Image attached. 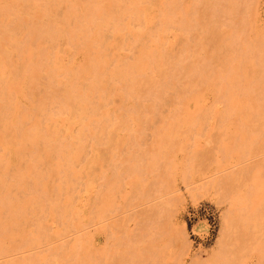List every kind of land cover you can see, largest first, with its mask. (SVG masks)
<instances>
[{"label":"rangeland","instance_id":"rangeland-1","mask_svg":"<svg viewBox=\"0 0 264 264\" xmlns=\"http://www.w3.org/2000/svg\"><path fill=\"white\" fill-rule=\"evenodd\" d=\"M73 1L0 0V50L1 48L2 50L4 49L2 56H0V66L1 68L5 66V69L3 68L0 71V91L3 88L0 92V107H8L7 110L5 109L7 114L0 108V122L2 123H0V156L2 155L1 157L3 158L5 154L7 155V157L4 156L3 160L0 159V173H2L0 174V186L1 188L3 187L2 189L0 188V209L4 207V211L2 209L0 210V220H2L0 223L4 224H2L3 226L0 224L2 226L0 227V264H59V262L61 264H64V262L71 264L72 261V264H214V254L220 249H225V247L233 252L229 250L231 254L228 252L227 262L220 261L218 264H264V219H262L264 215L259 216L262 211L264 212V209H261L262 201L264 200V166L261 165L262 168L257 166L264 159L263 151L257 150L260 148L259 143L262 144V141L264 143L263 138L260 142V136H264L263 130L260 131V129L264 125L258 122L257 117L259 118L260 112L256 111L259 109L257 108L259 104L264 103V97L262 98L260 90L261 87H264L262 83L264 82L262 81L264 79V0H145L146 2L144 0H135L136 2L134 0H131V2H129L130 0H97L99 3L96 0H78V4L77 0L75 2ZM114 2H118V4L115 5ZM126 2H129L128 5ZM140 2L142 4L144 2V4L142 5ZM75 3L76 7H74ZM145 3H149L150 5H146ZM124 4L127 6L125 7ZM111 5H115V7ZM108 6L110 10H107ZM122 6L124 10H122ZM96 7L99 10L101 9V12ZM111 7L112 9L115 8L113 10L116 11L111 10ZM71 8L74 9L71 10ZM81 9L82 11L84 9L83 14H81ZM88 9L94 13L92 14ZM117 9L121 12L119 13ZM72 11L73 13L75 12V15L80 16L79 11L81 19L78 17L75 18ZM135 11L137 12L135 13ZM69 12L71 13V17ZM96 12L97 14H95ZM42 13H45L44 16ZM117 13L122 16H119ZM104 15L108 18L106 19ZM36 16H38V19ZM109 16L111 17L109 18ZM65 17L67 20H64ZM69 17L70 19H68ZM102 17L104 18L102 19ZM140 18L143 19L141 20ZM79 19L80 21H78ZM41 20L42 23L40 24L42 25H37ZM90 20H93L92 22L94 24ZM94 20L98 21V24H95L96 22ZM111 20L112 22H110ZM82 21L83 23H79ZM70 23H74L76 28L74 27L75 25ZM43 24L46 26L44 27ZM66 24L69 26L67 27ZM77 24L81 25L77 26ZM31 25H33L32 28ZM63 26L64 29L68 28V31H63ZM80 27L83 29L82 32L81 30L79 31ZM54 28L55 31L58 30L57 33L60 32L59 35L56 32L53 33ZM113 28H116L118 32ZM48 29H53V32ZM72 30L77 31L73 32ZM46 31L50 34L48 35ZM212 31L214 35H211ZM7 32L9 33L7 34ZM66 32H70L67 41L64 38L65 36L67 38L68 33ZM83 32L84 39H81ZM95 32L97 34L99 33V35ZM43 33L46 34L47 39L46 37L44 38L45 35ZM63 33H66V35L64 36ZM76 33L77 36L81 37H78L79 42L78 40H73L76 38ZM102 34L104 35L102 36ZM6 35H9L11 40L9 37L6 39ZM55 35L58 37L56 38ZM90 35L93 40L89 39ZM28 37L30 39H27ZM93 37L98 39H96L97 42H95L96 40ZM63 38L65 39V44L63 43ZM26 41L27 43H25ZM60 41H63L62 44ZM99 42L101 44L100 46L95 44H99ZM70 43H73L75 46ZM111 44H113V47H111ZM9 45H11V48ZM222 45H225V48ZM151 46L154 47L151 48ZM29 48L32 54L29 53L28 55L27 53L30 52L28 50ZM183 48L186 50L184 51ZM102 49L106 50L102 51ZM222 49L223 51L221 52ZM249 49H253L252 52ZM24 50L25 52H22ZM36 50L41 54L39 55ZM1 51L0 54L2 53ZM57 52L60 53L58 54ZM145 52H148V58L151 57L150 61L146 58ZM141 53L145 55L143 56ZM149 53L151 56H149ZM46 54L48 55L45 56ZM31 55L34 57L32 58ZM137 57H139V60ZM140 57L143 59L141 58V60ZM153 57L154 59H152ZM22 58L24 61L21 62ZM34 58L37 62H35L36 64L34 63ZM102 58L106 60L104 61ZM218 58H221V63ZM226 58L228 62H226ZM133 59L142 64L137 69V71L140 69V73L136 69L134 70L137 73H134V70L131 67V69L129 68L128 64L130 61L135 62ZM92 60L94 62H91ZM132 61L131 63H133ZM145 61H149V65ZM210 62H213V65ZM222 62H224V65H222ZM10 63L12 65L11 67H13V72L11 71ZM26 63V67H28L23 68ZM19 64L20 67H18ZM135 64L136 62L133 63V65ZM155 64L156 67H154ZM35 65L37 67H35L36 69L33 68ZM111 65L114 66L111 67ZM125 65L127 71L124 68L123 70L124 72H128V75L122 72V67H125ZM138 66L139 64L136 67ZM31 67L32 73L29 72ZM47 67L48 70L52 68V71L50 70L48 73ZM57 67L60 68L58 69ZM78 67L80 71H76V69H79ZM109 67L111 69L107 70ZM132 67L135 68L134 66ZM8 69H10L12 74L15 72V69L17 72H15V75H11L10 72L7 75ZM26 69L27 71L29 70V73L25 72ZM116 69L118 73H116ZM120 69L122 73L119 71ZM207 69H210L211 72ZM61 70L62 72H60ZM111 70H113V75L111 74ZM143 71H145V74L148 73L147 76L151 74V77L148 76V78L152 79H148ZM20 72L23 73L21 74ZM224 73H227L229 77ZM256 73L260 75L257 76ZM3 74L5 76L4 78L1 76ZM63 74L66 75L65 78H63ZM216 75L219 76L217 77ZM221 75L224 78L226 76V78L223 79ZM6 76L9 78L7 79ZM15 76L19 77L16 78ZM11 77L14 80L15 78L17 80L19 79V83H16L17 80L14 82ZM88 77L89 79H87ZM255 77L259 78L256 79ZM10 79L12 83H9ZM252 79H256V82ZM97 80H99V83ZM135 81L138 82L134 83ZM257 81L261 82L257 83ZM146 82L149 83L147 85H150L151 88L150 86L147 87ZM7 83L11 88L6 86ZM88 83H91L89 84L91 85L90 87H88ZM141 83L142 85L140 86ZM9 84L12 85L10 86ZM16 84L18 85L17 87ZM107 84L110 85L108 86ZM252 84L257 86L254 85V87ZM62 85L63 87H61ZM92 85H95L93 86L94 88ZM133 85L135 90L133 89ZM72 86L74 87L72 88ZM258 86L261 87L259 88ZM101 87L104 88L102 89ZM113 87L115 88L113 89ZM69 88L73 90V93L70 92L71 90ZM142 88L144 89L141 90ZM79 89H81V92H79ZM120 90L121 92H119ZM8 91L9 93L11 92L10 95H8L9 93L7 94ZM65 91H69L73 96L67 99L64 95ZM262 91L264 92V90ZM253 94L256 98L253 97ZM7 96L8 99L6 100ZM61 96H65V98ZM219 96H222L221 99ZM9 98H11V101L13 100V103L10 101L9 103L11 104L8 103ZM61 98L62 100H60ZM72 98L75 100L73 101ZM94 99L95 103L92 102ZM63 101H66L64 102V106ZM4 103L5 106L3 105ZM42 106L43 108L45 106V108L43 109ZM58 106L60 109H58ZM65 106L69 113H67ZM79 106L83 109L81 107L78 108ZM90 106L93 107L90 108ZM9 107L13 110L11 113ZM237 107L239 108L237 109ZM72 108L73 110H71ZM80 109H82V114L78 111L81 114L78 116L79 113L76 111ZM57 110L59 111L57 112ZM101 111L102 113H100ZM240 111L241 113H239ZM29 112L31 113L30 115H28ZM233 112H236L235 115ZM257 112L258 114H256ZM248 113L250 115L253 113V116L251 115L250 117ZM15 114L18 115L16 116ZM45 114L47 115L45 116ZM220 114L221 117L219 118ZM66 115L68 116L66 117ZM180 116L187 117V122H180L182 118ZM54 117L55 120H53ZM59 117L63 118V120H60ZM91 117L94 118L93 121ZM81 118L83 122H81ZM98 118L99 121H97ZM4 120L5 122H9L4 124ZM174 120L176 123L174 122L173 124ZM38 127L39 129H37ZM173 128H175L174 132ZM55 129L58 130L59 134ZM93 131H97L98 133ZM54 132L57 133L55 134ZM31 138L34 140L32 141ZM16 140L17 142H15ZM246 144L249 146V149ZM245 146L248 152L249 150L251 152L253 151L254 156L251 155L250 157L249 153V156H246L245 154L247 153H243L246 149ZM261 146L263 148V145ZM242 154L246 157L244 155L242 157ZM89 159L91 161H88ZM110 161L113 162L112 165ZM256 161H258L256 163L257 165H255ZM229 175L234 176L233 179L228 180L231 183L229 186L231 187L233 185V188L237 186L234 189V195L236 192H239L238 194L240 196L244 195L242 197L238 195L239 197H237L236 194L234 196L235 199L233 198L234 200H238L236 197L243 200L245 193L246 195L249 193L250 204L248 207L253 211L254 216L252 220H254L255 224L252 226L251 224L253 223L251 222V228L249 224H247L249 228L246 225V227L242 226L238 228L240 224L242 225V222L239 223L237 220L239 225H236L238 226L236 227L234 220L233 225L238 230L235 227L233 228L235 229L234 232L230 231L232 228H229L228 231L223 230L222 215L227 207L224 198L226 199L229 195H225V190L223 191L222 188L223 185H220L223 182L220 183V181ZM112 177L114 180H112ZM215 177H220L216 179L218 180L219 187L215 186L217 185L213 181ZM109 178L112 181L108 180ZM136 179L137 181L134 183ZM234 179L236 181H233ZM224 186L227 188L228 185L225 184ZM233 188L230 189L232 190ZM230 189L227 188L226 191L228 190V193H230ZM5 192L7 193L5 194ZM230 196L233 197V191ZM227 199L229 200L230 198L227 197ZM245 199L242 201L243 204ZM105 201H108L109 205L106 206L105 213L103 214L102 211L101 214L99 211L103 209V203ZM235 203L238 205L235 204V207L232 206L233 209L241 207V204L240 207H237L240 201L239 203ZM97 204L99 205L98 209ZM100 206L102 207L100 208ZM93 208H96L95 210L98 213ZM241 208L237 210H241ZM9 209L10 211H8ZM237 213H240V211L236 212L234 217L238 215ZM242 213L241 211L240 215L243 216ZM18 217L20 219H17ZM182 238H184V241ZM224 243L228 244V246L223 245L222 248L221 246ZM54 246L57 248L55 249ZM52 248L53 250L51 252ZM229 255L234 256L232 262L229 260V258L232 259ZM117 257L118 259L116 260L115 258Z\"/></svg>","mask_w":264,"mask_h":264},{"label":"bare ground","instance_id":"bare-ground-1","mask_svg":"<svg viewBox=\"0 0 264 264\" xmlns=\"http://www.w3.org/2000/svg\"><path fill=\"white\" fill-rule=\"evenodd\" d=\"M45 1H46V0H45ZM96 1H97V0H96ZM96 1H95V2H96ZM105 1H108V0H105ZM111 1H112V0H111ZM115 1H116V0H115ZM128 1H129V0H128ZM134 1H135V0H134ZM144 1H145V0H144ZM160 1H162V0H160ZM168 1H169V0H168ZM168 1H167V2H168ZM170 1H171V0H170ZM174 1H175V0H174ZM228 1H229V0H228ZM233 1H234V0H233ZM73 2H75V0H74ZM79 2H80V1H79ZM86 2H87V1H86ZM89 2H90V1H89ZM97 2L99 3V1H97ZM123 2H124V1H123ZM129 2H131V0H130ZM129 2H128V3H129ZM135 2H136V1H135ZM145 2H146V1H145ZM214 2H215V1H214ZM241 2H242V1H241ZM64 3H65V2H64ZM71 3H72V1H71ZM71 3H70V4H71ZM80 3H81V2H80ZM91 3H92V2H91ZM93 3H94V1H93ZM114 3H115V2H114ZM121 3H122V2H121ZM128 3L126 2L127 5H128ZM140 3H141V2H140ZM140 3H139V5L142 4V3H141V4H140ZM154 3H155V2H154ZM168 3H169V2H168ZM171 3H175V2H171ZM202 3H203V2H202ZM205 3H206V2H205ZM226 3H227V2H226ZM226 3H225V4H226ZM233 3H234V2H233ZM41 4H42V3H41ZM77 4H78V0H77ZM96 4H97V3H96ZM100 4H101V3H100ZM111 4H112V2H111ZM116 4H118V2L115 3V5H116ZM126 4H124L125 7L127 6ZM130 4H131V3H130ZM137 4H138V3H137ZM143 4H144V2H143ZM143 4H142V5H143ZM145 4H146V3H145ZM148 4H149V3H148ZM148 4H146V5H148ZM158 4H161V3H158ZM163 4L165 5V3H163ZM166 4H167V3H166ZM206 4H207V3H206ZM230 4H231V3H230ZM58 5H59V4H58ZM102 5H103V4H102ZM105 5H106V4H105ZM112 5H113V4H112ZM112 5H111V6H112ZM115 5L112 6V7H115ZM120 5H121V4H120ZM132 5H133V2H132ZM149 5H150V4H149ZM154 5H156V4H154ZM239 5H240V4H239ZM60 6H61V5H60ZM67 6H68V4H67ZM84 6H85V5H84ZM93 6H94V4H93ZM109 6H110V5H109ZM109 6H108V9H107V10H110V9H109V8H110ZM118 6H119V5H118ZM118 6H116V7H118ZM130 6H131V5H130ZM134 6H135V3H134ZM137 6H138V5H137ZM159 6H160V5H159ZM171 6H173V5L171 4ZM174 6H175V4H174ZM61 7H63V6H61ZM74 7H76V3H75V5H74ZM82 7H83V6H82ZM100 7H101V6H100ZM112 7H111V10L115 9V8L112 9ZM128 7H129V6H128ZM132 7H133V6H132ZM132 7H131V8H132ZM148 7H151V6H148ZM157 7H158V6H157ZM203 7H204V6H203ZM224 7H225V6H224ZM67 8H68V7H67ZM87 8H88V7H87ZM120 8H121V7H120ZM123 8H124V7L122 6V10H124ZM133 8L136 10L135 7H133ZM137 8H138V7H137ZM170 8H171V7H170ZM173 8H178V7H173ZM216 8H217V6H216ZM56 9H57V8H56ZM72 9H74V8H71V10H72ZM79 9H80V8H79ZM79 9H77V10H79ZM93 9H94V8H93ZM96 9H98V8L96 7ZM103 9H104V8H103ZM141 9H143V8H141ZM141 9H139V10L141 11ZM145 9H146V7H145ZM165 9H166V8H165ZM37 10H38V8H37ZM57 10H58V9H57ZM68 10H70V9H68ZM71 10H70V11H71ZM88 10H89V9H88ZM104 10H105V9H104ZM128 10H129V9H128ZM205 10H206V9H205ZM231 10H232V9H231ZM239 10H240V9H239ZM32 11H33V10H32ZM83 11H84V9H83ZM83 11H82V9H81V12H82L81 14H83ZM89 11H90V10H89ZM89 11H88V12H89ZM98 11L101 12V9H100V10L98 9ZM113 11H116V10H113ZM117 11L119 12L118 9H117ZM132 11H133V9H132ZM140 11H139V12H140ZM142 11H143V10H142ZM147 11H148V10H147ZM161 11H162V9H161ZM67 12H68V11H67ZM85 12H86V10H85ZM85 12H84V13H85ZM90 12H91L92 14L94 13V12H92V11H90ZM90 12H89V13H90ZM102 12H103V11H102ZM120 12H121V11H120ZM120 12H119V13H120ZM136 12H137V11H135V13H136ZM223 12H224V9H223ZM227 12H228V11H227ZM230 12H231V11H230ZM36 13H37V12H36ZM69 13H70V12H69ZM69 13H68V14H69ZM74 13H75V12H74ZM74 13H73V11H72V14H74ZM78 13H79V15L81 16V14H80L79 11H78ZM86 13H87V12H86ZM86 13H85V14H86ZM123 13H124V11H123ZM125 13H126V11H125ZM135 13H134V14H135ZM140 13H141V12H140ZM140 13H138V14H140ZM142 13H143V12H142ZM159 13H160V12H159ZM181 13H182V12H181ZM219 13H220V11H219ZM242 13H243V12H242ZM42 14H43V13H42ZM44 14H45V13H44ZM44 14H43V16H44ZM95 14H97V12H96ZM113 14H114V13H113ZM117 14H118V13H117ZM117 14H116V15H117ZM165 14H166V12H165ZM168 14H169V13H168ZM168 14H167V15H168ZM221 14H222V13H221ZM230 14H231V13H230ZM243 14H244V13H243ZM54 15H55V14H54ZM74 15H75V14H74ZM74 15H73V16H74ZM89 15H90V14H89ZM118 15H119V16H122V15H120V14H118ZM127 15H128V14H127ZM127 15H126V16H127ZM146 15H147V14H146ZM159 15H160V14H159ZM233 15H234V14H233ZM80 16L75 15V18H76V17L80 18ZM87 16H88V15H87ZM87 16H86V17H87ZM104 16H105V15H104ZM107 16H108V15H107ZM133 16H134V15H133ZM141 16H142V15H141ZM172 16H173V15H172ZM174 16H176V15H174ZM230 16H231V15H230ZM235 16H236V15H235ZM9 17H10V16H9ZM41 17H42V15H41ZM55 17H56V16H55ZM67 17H68V16H67ZM70 17H71V13H70ZM70 17H69L68 19H70ZM88 17H89V16H88ZM94 17H96V16H94ZM110 17H111V16H109V18H110ZM115 17H116V16H115ZM117 17H118V16H117ZM130 17H131V16H130ZM142 17H143V16H142ZM202 17H203V16H202ZM4 18H5V17H4ZM36 18L38 19V16H36ZM75 18H74V19H75ZM82 18H83V16H82ZM91 18H92V17H91ZM98 18H100V17H98ZM103 18H104V17H102V19H103ZM105 18L107 19L108 17L105 16ZM119 18H120V17H119ZM119 18H117V19H119ZM138 18H139V17H138ZM198 18H199V17H198ZM203 18H204V17H203ZM216 18H217V17H216ZM24 19H25V18H24ZM45 19H46V17H45ZM80 19H81V18H80ZM80 19H79L78 21H80ZM87 19H88V18H87ZM100 19H101V18H100ZM100 19H99V20H100ZM106 19H105V20H106ZM121 19H122V18H121ZM130 19H134V18H130ZM140 19H141V18H140ZM142 19H143V18H142ZM142 19H141V20H142ZM174 19H175V18H174ZM174 19H173V20H174ZM62 20H63V19H62ZM64 20H67V18L65 17ZM97 20H98V19H97ZM105 20H104V21H105ZM114 20H115V18H114ZM128 20H129V19H128ZM156 20H158V19H156ZM178 20H179V19H178ZM20 21H21V20H20ZM26 21H27V20H26ZM45 21H47V20H45ZM51 21H53V20H51ZM60 21H61V20H60ZM60 21H59V22H60ZM68 21H69V20H68ZM92 21H93V20H90V22H92ZM94 21H95V20H94ZM100 21H101V20H100ZM108 21H109V20H108ZM131 21H132V20H131ZM159 21H160V19H159ZM170 21H172V20H170ZM179 21H180V20H179ZM8 22H9V21H8ZM33 22H34V21H33ZM35 22H36V21H35ZM43 22H44V20H43ZM56 22H57V20H56ZM59 22H58V23H59ZM66 22H67V21H66ZM66 22H65V23H66ZM95 22H96L95 24H98V21H95ZM102 22H103V21H102ZM102 22H101V24H102ZM106 22H107V21H106ZM106 22H105V23H106ZM110 22H112V20H111ZM156 22H157V21H156ZM182 22H183V21H182ZM230 22H231V21H230ZM21 23H22V22H21ZM29 23H30V22H29ZM31 23H32V22H31ZM40 23H42V20H41V22L39 21V24H37V25H42V24H40ZM61 23H64V22H61ZM61 23H60V24H61ZM74 23H75V22H74ZM74 23H73V24L70 23V24L75 25ZM76 23H77V22H76ZM79 23H83V21H82V22H79ZM86 23H87V22H86ZM86 23H85V25H86ZM92 23H93V22H92ZM113 23L115 24V22H113ZM113 23H112V24H113ZM120 23H121V22H120ZM158 23H159V22H158ZM176 23H178V22L176 21ZM196 23H197V22H196ZM226 23H227V22H226ZM8 24H9V23H8ZM24 24H25V23H24ZM24 24H23V26H24ZM45 24H46V23H45ZM45 24H43L44 27L46 26ZM54 24H55V23H54ZM93 24H94V23H93ZM99 24H100V22H99ZM103 24H104V22H103ZM103 24H102V25H103ZM109 24H110V23H109ZM117 24H118V23H117ZM174 24H175V22H174ZM227 24H228V23H227ZM21 25H22V24H21ZM47 25H48V24H47ZM63 25H65V24H63ZM66 25H67V24H66ZM72 25H71V26H72ZM78 25H81V24H77V26H78ZM89 25H90V24H89ZM91 25H92V24H91ZM115 25H116V24H115ZM163 25H164V24H163ZM168 25H169V24H168ZM178 25H179V24H178ZM178 25H176V26H178ZM32 26H33V25H31V28H32ZM68 26H69V25H67V27H68ZM82 26H83V25H82ZM98 26H99V25H98ZM103 26H104V25H103ZM105 26H106V25H105ZM110 26H111V25H110ZM110 26H109V27H110ZM248 26H249V25H248ZM34 27H35V26H34ZM74 27L76 28V25H75ZM88 27H89V26H88ZM106 27H107V26H106ZM121 27H122V26H121ZM121 27H120V28H121ZM161 27H162V26H161ZM164 27H165V26H164ZM6 28H7V27H6ZM35 28H36V27H35ZM75 28H74V29H75ZM80 28H81V27H80ZM80 28H79V31L81 30V32H82L83 29H82V28L80 29ZM98 28H99V27H98ZM111 28H112V27H111ZM122 28H123V27H122ZM141 28H142V27H141ZM162 28H163V27H162ZM162 28H161V30H162ZM10 29H11V28H10ZM17 29H18V27H17ZM28 29H29V27H28ZM28 29H27V30H28ZM36 29H37V28H36ZM67 29H68V28L64 29V26H63V31H66ZM85 29H86V28H85ZM91 29H92V28H91ZM113 29L116 30V28H113ZM113 29H112V30H113ZM142 29H143V28H142ZM6 30H7V29H6ZM34 30H35V29H34ZM34 30H33V31H34ZM48 30L51 31V32H53V29H48ZM56 30H57V29H56ZM61 30H62V28H61ZM69 30H70V29H69ZM96 30H97V28H96ZM100 30H101V29H100ZM164 30H165V29H164ZM4 31H5V30H4ZM9 31H10V30H9ZM30 31H31V30H30ZM35 31H36V30H35ZM57 31H58V30H57ZM57 31H55V28H54V32H53V33L56 32V34L59 35L60 32L57 33ZM67 31H68V30H67ZM72 31H73V32H76L77 30H72ZM93 31H94V30H93ZM97 31H99V30H97ZM103 31H104V30H103ZM103 31H102V32H103ZM116 31H117V30H116ZM152 31H153V30H152ZM207 31H208V30H207ZM11 32H12V31H11ZM11 32H10V33H11ZM15 32H16V31H15ZM15 32H14V33H15ZM37 32H38V31H37ZM42 32H43V31H42ZM42 32H41V33H42ZM46 32H47L48 35L50 34L48 31H46ZM46 32H45V33H46ZM70 32H71V30H70ZM70 32H66V33H68V34H67V38H66V36H65L66 33H63L65 37L62 35V36L66 39V41L68 40V35L70 34ZM73 32H72V34H73ZM106 32H107V31H106ZM114 32H115V31H114ZM117 32H118V31H117ZM208 32H209V31H208ZM223 32H225V31H223ZM8 33H9V32H7V34H8ZM12 33H13V32H12ZM22 33H23V32H22ZM26 33H27V32H26ZM28 33H29V31H28ZM28 33H27V34H28ZM41 33H39V34H41ZM45 33H43V34L45 35L44 38L46 37V34H45ZM53 33H52V35H54ZM95 33H96V32H95ZM163 33H164V31H163ZM213 33H214V32L212 31V32H211V35H212ZM262 33H263V32H262ZM4 34H5V33H4ZM31 34H32V33H31ZM31 34H30V35H31ZM80 34H81V33H80ZM80 34H78V35H80ZM96 34H97V33H96ZM221 34H222V33H221ZM2 35H3V34H2ZM13 35H14V34H13ZM30 35H29V37H30ZM75 35H76V38L73 39V40H78V42H79V38H78V37H80V36H77V33H76ZM75 35H74V36H75ZM83 35H84V32H83V34L81 35L82 38L80 37L81 39H84V38H83ZM87 35H88V33H87ZM97 35H99V33H98ZM103 35H104V34H102V36H103ZM105 35H106V34H105ZM213 35H214V34H213ZM22 36H25V35H22ZM34 36H36V34H34ZM34 36H33V37H34ZM62 36H61V38H62ZM71 36H72V35H71ZM94 36H95V35H94ZM100 36H101V33H100ZM100 36H99V39H100ZM258 36H259V35H258ZM2 37H4V36H2ZM2 37H1V38H2ZM7 37H9V35H8V36L6 35V39H7ZM13 37H14V36H13ZM15 37H16V36H15ZM26 37H27V36H26ZM29 37H28L27 39H30ZM52 37H53V36H52ZM55 37H56V35H55ZM55 37H54V38H55ZM57 37H58V36H57ZM57 37H56V38H57ZM88 37H89V36H88ZM91 37H92V36L90 35L89 39L93 40ZM209 37H210V36H209ZM209 37H207V38H209ZM10 38H11V37H9V39H10ZM23 38H24V37H23ZM31 38H32V37H31ZM41 38H43V37H41ZM48 38H50V37H48ZM54 38H53V39H54ZM64 38H63V39H64ZM77 38H78V39H77ZM86 38H87V37H86ZM93 38L96 40V39L98 38V36H97V38H95V37H93ZM102 38H104V37H102ZM102 38H101V39H102ZM188 38H189V37H188ZM211 38H212V37H211ZM24 39H25V38H24ZM46 39H47V37H46ZM65 39H64V42L62 41L64 44H65ZM87 39H88V38H87ZM104 39H105V38H104ZM147 39H148V38H147ZM204 39H205V38H204ZM254 39H255V38H254ZM10 40H11V39H10ZM17 40H18V39H17ZM32 40H33V38H32ZM48 40H49V39H48ZM69 40H71V39L69 38ZM91 40H89V41L92 42ZM95 40H94V41H95ZM97 40H98V39H97ZM97 40H96L95 42H97ZM111 40H112V38H111ZM116 40H117V39H116ZM149 40H151V39H149ZM206 40H207V39H206ZM213 40H214V39H213ZM19 41H20V40H19ZM19 41H18V42H19ZM23 41H24V40H23ZM23 41H22V42H23ZM35 41H36V40H35ZM42 41H43V39H42ZM51 41H52V39H51ZM53 41H54V40H53ZM57 41H58V40H57ZM85 41H87V40L85 39ZM105 41H106V40H105ZM118 41L120 42V40H118ZM157 41H158V40H157ZM203 41H204V40H203ZM7 42H8V41H7ZM58 42H59V41H58ZM60 42H61V41H60ZM62 42H61V44H62ZM68 42H70V41H68ZM76 42H77V41H76ZM78 42H77V43H78ZM80 42H82V41L80 40ZM100 42H101V41H100ZM100 42H99V44H98V43H95V44H97V45L100 46V45H101ZM110 42H111V41H110ZM154 42H156V41H154ZM163 42H164V40H163ZM215 42H216V41H215ZM222 42H223V41H222ZM222 42H221V43H222ZM20 43H21V41H20ZM25 43H27V41H26ZM29 43H30V42H29ZM53 43H55V42H53ZM66 43H67V42H66ZM104 43H105V42H104ZM104 43H103V44H104ZM107 43H109V42H107ZM111 43H112V42H111ZM113 43H114V42H113ZM121 43H122V42H121ZM156 43H157V42H156ZM165 43H166V42H165ZM224 43H225V42H224ZM259 43H260V42H259ZM6 44H7V43H6ZM30 44H31V43H30ZM50 44H51V43H50ZM61 44H60V45H61ZM70 44H71V43H70ZM70 44H69V45H70ZM72 44H73V43H72ZM72 44H71V45H72ZM75 44H76V43H75ZM147 44H148V43H147ZM225 44H226V43H225ZM23 45H24V44H23ZM73 45H74V44H73ZM76 45H77V44H76ZM107 45H109V44H107ZM112 45H113V44H111V47H113ZM216 45H217V44H216ZM219 45H220V44H219ZM240 45H242V44H240ZM7 46H8V45H7ZM9 46H10V48H11V45H9ZM19 46H20V45H19ZM21 46H22V45H21ZM74 46H75V45H74ZM74 46H72V47H74ZM89 46H90V45H89ZM149 46H150V44H149ZM157 46H158V44H157ZM220 46H221V45H220ZM223 46H224V47H223ZM247 46H249V45L247 44ZM256 46H257V45H256ZM97 47H98V46H97ZM97 47H95V48H97ZM109 47H110V46H109ZM109 47H108V48H109ZM114 47H115V46H114ZM146 47H147V46H146ZM152 47H154V46H151V48H152ZM222 47L225 48V45H222ZM228 47H229V46H228ZM10 48H9V49H10ZM22 48H23V47H22ZM37 48H38V47H37ZM37 48H35V49H37ZM98 48H99V47H98ZM98 48H97V50H98V52L100 53V50H99ZM101 48H102V46H101ZM103 48H105V47H103ZM116 48H117V47H116ZM217 48H218V47H217ZM240 48H241V47H240ZM240 48H239V49H240ZM6 49H7V48H6ZM19 49H20V48H19ZM25 49H26V48H25ZM45 49H46V48H45ZM79 49H80V48H79ZM85 49H86V48H85ZM87 49H90V48H87ZM110 49H111V48H110ZM117 49H118V48H117ZM120 49H121V48H120ZM140 49H141V48H140ZM143 49H144V48H143ZM149 49H150V47H149ZM183 49H184V48H183ZM183 49H182V50H183ZM213 49H214V48H213ZM1 50H2V48H1ZM1 50H0V51H1ZM3 50H4V49H3ZM3 50L1 51L2 53L0 54V56H2V54H3ZM20 50H21V49H20ZM26 50H27V49H26ZM28 50H30V52H28L27 54H28V55H29V53L32 54V53H31V49L29 48ZM38 50H39V48H38ZM57 50H58V49H57ZM103 50H106V49H102V51H103ZM112 50H113V49H112ZM150 50H151V49H150ZM185 50H186V49H184V51H185ZM219 50H220V49H219ZM249 50H250V49H249ZM252 50H253V49H252ZM252 50H250V51L252 52ZM256 50H257V49H256ZM259 50H260V49H259ZM16 51H17V50H16ZM18 51H19V50H18ZM33 51H34V49H33ZM36 51H37V50H36ZM49 51H50V50H49ZM59 51H61V50H59ZM85 51H86V50H85ZM85 51H83V52H85ZM88 51H89V50H88ZM90 51H91V50H90ZM95 51H96V49H95ZM102 51H101V52H102ZM107 51H108V50H107ZM110 51H111V50H110ZM118 51H119V50H118ZM146 51H148V50L146 49ZM222 51H223V49L221 50V52H222ZM224 51H225V50H224ZM22 52H25V50L22 51ZM34 52H35V51H34ZM37 52H38V51H37ZM37 52H36V53H37ZM52 52H53V51H52ZM54 52H55V51H54ZM71 52H72V51H71ZM219 52H220V51H219ZM232 52H233V51H232ZM240 52H241V51H240ZM253 52H254V51H253ZM38 53H39V52H38ZM57 53H58V52H57ZM59 53H60V52H59ZM59 53H58V54H59ZM99 53H97V54H99ZM147 53H148V52H145L146 55H145V54H144V55H145L146 58L150 61V58H151V57L148 58V57H147ZM157 53H158V52H157ZM157 53H156V54H157ZM223 53H224V52H223ZM223 53H222V55H223ZM20 54H21V53H20ZM40 54H41V53H39V55H40ZM70 54H71V53H70ZM84 54H85V53H84ZM91 54H92V53H91ZM100 54H101V53H100ZM104 54H105V53H104ZM141 54L143 55V53H141ZM152 54H153V52H152ZM160 54H161V53H160ZM160 54H159V55H160ZM182 54H183V53H182ZM217 54H218V52H217ZM225 54H226V53H225ZM7 55H8V54H7ZM25 55H26V54H25ZM28 55H27V58H28ZM47 55H48V54H46L45 56H47ZM93 55H94V54H93ZM101 55H103V53H102ZM101 55H100V56H101ZM108 55H109V54H108ZM108 55H107V56H108ZM114 55H115V54H114ZM144 55H143V56H144ZM162 55H163V54H162ZM212 55H213V54H212ZM261 55H262V54H261ZM8 56H9V55H8ZM8 56H7V57H8ZM31 56H32V55H31ZM43 56H44V55H43ZM43 56H42V57H43ZM45 56H44V57H45ZM59 56H60V55H59ZM95 56H98V55H95ZM149 56H151L150 53H149ZM156 56H157V55H156ZM188 56H189V55H188ZM224 56H225V55H224ZM224 56H221V57H224ZM33 57H34V56H32V58H33ZM35 57H36V56H35ZM42 57H41V58H42ZM44 57H43V58H44ZM53 57H55V56L53 55ZM115 57H116V56H115ZM123 57H124V56H123ZM154 57H155V56H154ZM154 57H153L152 59H154ZM225 57H226V56H225ZM229 57H230V56H229ZM0 58H1V57H0ZM24 58H25V57H24ZM37 58H38V54H37ZM41 58H40V59H41ZM89 58H90V57H89ZM91 58H92V57H91ZM124 58H125V57H124ZM138 58H139V57H137V59H138ZM141 58H142V57H140V59H141ZM159 58H161V57H159ZM159 58H158V59H159ZM164 58H165V57H164ZM231 58H233V57H231ZM46 59H47V58H46ZM53 59H54V58H53ZM59 59L61 60L60 57H59ZM92 59H93V58H92ZM102 59H104V61L106 60L105 58H102ZM112 59L114 60V58H112ZM122 59H123V58H122ZM131 59H132V58H131ZM142 59H143V58H142ZM142 59H141V60H142ZM212 59H213V58H212ZM212 59H211V60H212ZM218 59H219V58H218ZM2 60H3V59H2ZM26 60H27V59H26ZM32 60H33V59H32ZM34 60H35V58H34ZM54 60L56 61V59H54ZM113 60H112V61H113ZM133 60L135 61V59H133ZM138 60H139V59H138ZM141 60H140V62H141ZM206 60H207V59H206ZM220 60H221V58L219 59V62L221 63ZM223 60H224V59H223ZM228 60H229V59H228ZM9 61H10V60H9ZM22 61H24L23 58H22L21 62H22ZM40 61H41V60H40ZM40 61H39V62H40ZM52 61H53V60H52ZM55 61H54V62H55ZM124 61H125V60H124ZM131 61H132V60H131ZM131 61H130V63H131ZM149 61H148V62H149ZM151 61H152V60H151ZM160 61L162 62V60H160ZM163 61H164V60H163ZM207 61H209V60H207ZM224 61H225V60H224ZM253 61H254V60H253ZM2 62H3V61H2ZM2 62H1V63H2ZM4 62H6V61H4ZM10 62H11V61H10ZM35 62H36V60L34 61V63H35ZM42 62H43V61H42ZM54 62H53V63H54ZM91 62H94V61L92 60ZM132 62H133V61H132ZM135 62H136V64L133 65V63H135ZM135 62H133V63H131V64L129 63L130 65H129L128 63H127V64H128V66H129V68L131 67L133 70L136 69V71H137V69H138L139 67H141L142 64L139 63V61H137V60H136ZM137 62H138V63H137ZM143 62H144V61H143ZM146 62H147V61H145V63H146ZM148 62H147V63H148ZM153 62H154V60H153ZM153 62H152V63H153ZM156 62H157V61H156ZM156 62H155V63H156ZM215 62H216V61H215ZM226 62H228V61H227V58H226ZM226 62H225V63H226ZM36 63H37V62H36ZM36 63H35V64H36ZM104 63H105V62H104ZM120 63L122 64V61H120ZM120 63H119V64H120ZM150 63H151V62H150ZM157 63H158V62H157ZM162 63H163V62H162ZM162 63H161V64H162ZM170 63H171V62H170ZM208 63H209V62H208ZM210 63H211V62H210ZM212 63H213V62H212ZM212 63H211V64H212ZM222 63H223L222 65H224V62H222ZM2 64H3V63H2ZM6 64L9 65L8 63H6ZM22 64H23V63H22ZM50 64H51V63H50ZM93 64H94V63H93ZM95 64H96V63H95ZM99 64H101V63H99ZM137 64H139L138 67H136ZM140 64H141V66H140ZM143 64H144V63H143ZM214 64H215V63H214ZM263 64H264V63H263ZM26 65H27V63L25 64V66H24L23 68H25ZM39 65H40V63H39ZM44 65H45V64H44ZM44 65H43V66H44ZM46 65H47V64H46ZM62 65H64V64L62 63ZM68 65H69V64H68ZM80 65H81V64H80ZM109 65H110V64H109ZM122 65H124V64H122ZM131 65L134 66L135 68H133ZM144 65H145V64H144ZM148 65H149V63H148ZM158 65H159V64H158ZM200 65H201V64H200ZM206 65H207V64H206ZM212 65H213V64H212ZM11 66H12V65H11V63H10V68L12 69L13 67H11ZM14 66H15V65H14ZM16 66H17V65H16ZM41 66H42V65H41ZM78 66H79V65H78ZM83 66H84V65H83ZM106 66H108V65H106ZM113 66H114V65H113ZM113 66L111 65V67H113ZM150 66H151V65H150ZM152 66H153V65H152ZM162 66H164V65H162ZM203 66H205V65H203ZM210 66H211V65H210ZM215 66H216V65H215ZM228 66H229V65H228ZM263 66H264V65H263ZM4 67H5V66H4ZM4 67L1 68V66H0V71H1V69H3ZM18 67H20V64H19ZM27 67H28V66H27ZM27 67H26V68H27ZM35 67H36V65L33 66V68H35ZM38 67H40V66H38ZM45 67H46V66H45ZM45 67H44V68H45ZM60 67H61V66H60ZM60 67H59V68H60ZM64 67H66V66H64ZM87 67H88V65H87ZM154 67H156V64L154 65ZM221 67H222V66H221ZM223 67H224V66H223ZM7 68H9V67H7ZM36 68H37V67H36ZM36 68H35V69H36ZM40 68H41V67H40ZM40 68H38V69H40ZM49 68H50V67H49ZM53 68H55V67H53ZM57 68H58V67H57ZM59 68H58V69H59ZM62 68H63V67H62ZM62 68H61V69H62ZM66 68H67V67H66ZM69 68H71V67H69ZM73 68H74V67H73ZM78 68H79V67H78ZM98 68H99V67H98ZM123 68L127 71V69H126V65H125V67H124V66L122 67V70H123ZM127 68H128V67H127ZM131 68H130V69H131ZM146 68H147V67H146ZM146 68H145V69H146ZM164 68H165V67H164ZM215 68H216V67H215ZM231 68H232V67H231ZM4 69H5V68H4ZM18 69H19V68H18ZM35 69H33V70H35ZM38 69H37V70H38ZM74 69H75V68H74ZM85 69H87V68H85ZM108 69H111V68L109 67V68H107V70H108ZM117 69H118V68H117ZM117 69H116V71H117ZM145 69H144V70H145ZM156 69H157V68H156ZM194 69H195V68H194ZM210 69H211V68H210ZM210 69H209V70L207 69V70L210 71ZM220 69H221V68H220ZM220 69H219V71H220ZM227 69H228V68H227ZM227 69H226V70H227ZM229 69H230V66H229ZM250 69H251V68H250ZM257 69H259V68H257ZM8 70H9V71L7 72V75H8L9 72H10V69H8ZM21 70H23V69H21ZM29 70H30V71H29ZM29 70H28V71L32 73V71H31V70H32V67H31V69H29ZM47 70H48V67H47ZM50 70L52 71V68H51ZM50 70H48V73H49ZM56 70H57V69H56ZM56 70H55V72H56ZM63 70H64V69H63ZM69 70H71V69H69ZM77 70L80 71V68H79V69H76V71H77ZM81 70H82V69H81ZM98 70H100V69H98ZM102 70H103V69H102ZM139 70H140V69H139ZM139 70L137 71L138 73H140ZM190 70H191V69H190ZM200 70H203V69H200ZM205 70H206V68H205ZM216 70H217V69H216ZM232 70H233V69H232ZM245 70H246V69H245ZM11 71L13 72L14 70L12 69ZM19 71H20V70H19ZM19 71H18V73H19ZM28 71H27V69L25 70V72H28ZM71 71H72V70H71ZM71 71H70V72H71ZM83 71H84V70H83ZM89 71H90V70H89ZM95 71H96V70H95ZM111 71H112V72H111V74H112V73H113V70H111ZM116 71H115V72H116ZM119 71L121 72V69H120ZM136 71L134 70V73H137ZM157 71H158V70H157ZM157 71H156V73H158ZM163 71H164V70H163ZM196 71H197V70H196ZM203 71H204V70H203ZM219 71H217V72H219ZM224 71H225V70H224ZM233 71H234V70H233ZM237 71H238V70H237ZM12 72H10L11 75H15V72H17V71H16V69H15V72H14L13 74H12ZM29 72H28V73H29ZM36 72H37V71H36ZM60 72H62V70H61ZM65 72H66V71H65ZM81 72H82V71H81ZM81 72H80V74H81ZM98 72H99V71H98ZM100 72H101V71H100ZM115 72H114V74H115ZM122 72H123V74H125V73L127 74V73H128V72H124V70H123ZM122 72H121V73H122ZM143 72H144V74H145V71H143ZM153 72H154V70H153ZM210 72H211V71H210ZM213 72H214V71H213ZM213 72H212V73H213ZM226 72H227V71H226ZM248 72H249V71H248ZM260 72H261V71H260ZM20 73H21V72H20ZM22 73H23V72H22ZM22 73H21V74H22ZM31 73H30V74H31ZM39 73H40V71H39ZM53 73H54V72H53ZM58 73H59V72H58ZM66 73H67V72H66ZM78 73H79V72H78ZM90 73H91V72H90ZM93 73H94V72H93ZM116 73H118V71H117ZM129 73H130V72H129ZM150 73H151V72H150ZM154 73H155V72H154ZM196 73H197V72H196ZM198 73H199V72H198ZM205 73H206V72H205ZM212 73H211V74H212ZM214 73H215V72H214ZM221 73H222V72H221ZM250 73H251V72H250ZM250 73H249V74H250ZM37 74H38V73H37ZM72 74H73V73H72ZM83 74H84V73H83ZM141 74H143V73H141ZM147 74H148V73H147ZM147 74H145V75L147 76ZM200 74H201V73H200ZM209 74H210V73H209ZM218 74H220V73H218ZM224 74H226V76L228 75L227 73H224ZM231 74L233 75V72H232V71H231ZM235 74H236V73H235ZM235 74H234V75H235ZM252 74H253V69H252ZM256 74H257V73H256ZM256 74H255V75H256ZM263 74H264V73H263ZM18 75H20V74H18ZM59 75H60V74H59ZM61 75H62V74H61ZM63 75H64V74H63ZM74 75H75V74H74ZM81 75H82V74H81ZM92 75H94V74H92ZM95 75H96V74H95ZM112 75H113V74H112ZM127 75H128V74H127ZM145 75H144V76H145ZM154 75H155V74H154ZM241 75H242V74H241ZM255 75H254V76H255ZM259 75H260V74H259ZM259 75L257 74V76H259ZM1 76H3V78L5 77L4 74L1 75ZM9 76H10V75H9ZM30 76H31V75H30ZM34 76H35V75H34ZM37 76H38V75H37ZM37 76H36V77H37ZM53 76H54V74H53ZM53 76H52V77H53ZM55 76H56V75H55ZM65 76H66V75H64L63 78H65ZM70 76H71V75H70ZM108 76H109V75H108ZM125 76H126V75H125ZM148 76H149V75H148ZM148 76H147V78H148ZM199 76H200V75H199ZM206 76H207V75H206ZM208 76H209V75H208ZM212 76H213V75H212ZM216 76L218 77L219 75H216ZM221 76H222V75H221ZM226 76H225V78H226ZM238 76H239V75H238ZM245 76H246V75H245ZM245 76H244V77H245ZM254 76H253V77H254ZM257 76H256V77H257ZM12 77L14 78V76H12ZM12 77H11V79H13ZM15 77H16V76H15ZM18 77H19V76H17L16 78H18ZM61 77H62V76H61ZM68 77H69V76H68ZM79 77H80V75H79ZM84 77H85V76H84ZM91 77H93V76H91ZM123 77H124V76H123ZM149 77H151V74H150ZM162 77H163V76H162ZM186 77H187V76H186ZM188 77H189V76H188ZM210 77H211V76H210ZM222 77H223V76H222ZM228 77H229V75H228ZM230 77H231V76H230ZM233 77H234V76H233ZM236 77H237V76H236ZM247 77H248V76H247ZM256 77H255V78H256ZM261 77H262V76H261ZM261 77H260V78H261ZM6 78L8 79L9 77L6 76ZM16 78H15V80L13 79L14 82H16V80H17ZM20 78H21V76H20ZM28 78H29V77H28ZM46 78H47V77H46ZM81 78H82V77H81ZM85 78H86V77H85ZM95 78H96V77H95ZM105 78H106V77H105ZM111 78H112V77H111ZM113 78H114V76H113ZM115 78H116V77H115ZM129 78H131V77H129ZM133 78H134V77H133ZM145 78H146V77H145ZM160 78H161V77H160ZM190 78H191V77H190ZM204 78H205V77H204ZM225 78L223 77V79H225ZM239 78H240V76H239ZM239 78H238V79H239ZM241 78H243V76H241ZM251 78H252V77H251ZM258 78H259V77H258ZM258 78H256V79H258ZM263 78H264V76H263ZM7 79H6V81H7ZM11 79L9 80V83L11 82ZM34 79H35V78H34ZM50 79H51V78H50ZM50 79H49V80H50ZM69 79H71V78L69 77ZM87 79H89V77H88ZM117 79H119V78H117ZM148 79H152V78H148ZM166 79H167V78H166ZM223 79H222V80H223ZM232 79H233V78H232ZM256 79H252V80L255 81ZM261 79H262V78H261ZM261 79H260V80H261ZM4 80H5V79H4ZM18 80H19V79H18ZM18 80H17L16 83H19ZM66 80H67V78H66ZM72 80H73V79H72ZM107 80H108V79H107ZM115 80H116V79H115ZM133 80H134V79H133ZM145 80H146V79H145ZM181 80H182V79H181ZM186 80H187V79H186ZM216 80H219V79H216ZM236 80H237V79H236ZM239 80H241V79H239ZM6 81H5V82H6ZM27 81L29 82V80H27ZM73 81H74V80H73ZM83 81H84V80H83ZM90 81H91V79H90ZM98 81H99V80H97V82H98ZM129 81H130V80H129ZM141 81L145 82L144 80H141ZM148 81H149V80H148ZM188 81H189V80H188ZM191 81H192V80H191ZM237 81H238V80H237ZM262 81H264V79H263ZM74 82H75V81H74ZM97 82H96V83H97ZM117 82H118V81H117ZM117 82H116V83H117ZM136 82H138V81H135L134 83H136ZM207 82H208V80H207ZM233 82H234V81H233ZM250 82H251V80H250ZM255 82H256V81H255ZM260 82H261V81H260ZM260 82L257 81V83H260ZM11 83H12V82H11ZM31 83H33V82H31ZM34 83H35V82H34ZM50 83H51V82H50ZM75 83H77V82H75ZM78 83L80 84V82H78ZM84 83H85V82H84ZM93 83H94V82H93ZM96 83H95V85H96ZM98 83H99V82H98ZM132 83H133V82H132ZM147 83H148V82H146V85H147ZM153 83H154V81H153ZM220 83L222 84V82H220ZM220 83H219V84H220ZM229 83H231V82H229ZM235 83H236V82H235ZM235 83H232V84H235ZM238 83H239V82H238ZM240 83H242V82L240 81ZM240 83H239V84H240ZM251 83H253V82H251ZM257 83H256V84H257ZM262 83L264 84V82H262ZM26 84H27V83H26ZM61 84H63V83H61ZM85 84H86V83H85ZM89 84H91V83H88V87L91 86V85H89ZM102 84H103V83H102ZM112 84H113V83H112ZM112 84H111V85H112ZM114 84H115V83H114ZM128 84H129V83H128ZM148 84H149V83H148ZM200 84H201V82H200ZM200 84H199V86H200ZM204 84H205V83H204ZM221 84H220V85H221ZM223 84H224V83H223ZM9 85H10V84H9ZM11 85H12V84H11ZM11 85H10V86H11ZM95 85H92V87L95 86ZM97 85H98V84H97ZM97 85H96V86H97ZM100 85H101V84H100ZM107 85L109 86L110 84H107ZM107 85H106V86H107ZM138 85H139V84H138ZM141 85H142V83L140 84V86H141ZM144 85H145V83H144ZM152 85H153V84H152ZM155 85H156V84H155ZM202 85H203V84H202ZM225 85H226V84H225ZM240 85H241V84H240ZM254 85H255V84H254ZM254 85L252 84V86H254ZM257 85H258V84H257ZM257 85H255V86H257ZM260 85H262V84H260ZM6 86H8V83H7ZM17 86H18V85L16 84V87H17ZM102 86H103V85H102ZM104 86H105V85H104ZM148 86H150V85H147V87H148ZM156 86H157V85H156ZM213 86H214V85H213ZM216 86H218V84H216ZM216 86H215V87H216ZM255 86H254V87H255ZM263 86H264V85H263ZM8 87H9V86H8ZM32 87H33V86H32ZM35 87H36V85H35ZM61 87H63V85H62ZM73 87H74V86H72V88H73ZM84 87H85V86H84ZM86 87H87V85H86ZM97 87H99V86H97ZM97 87H96V88H97ZM129 87H130V86H129ZM131 87H132V86H131ZM136 87H137V86H136ZM143 87H144V86H143ZM215 87H214V88H215ZM220 87H222V86H220ZM220 87H219V88H220ZM226 87H227V86H226ZM258 87H259V86H258ZM260 87H261V86H260ZM260 87H259V88H260ZM1 88H2V87H1ZM5 88H6V87H5ZM9 88H11V87H9ZM78 88H80V87H78ZM81 88H82V87H81ZM93 88H94V87H93ZM101 88H102V87H101ZM103 88H104V87H103ZM103 88H102V89H103ZM110 88H111V87H110ZM110 88H109V89H110ZM114 88H115V87H113V89H114ZM118 88H119V87H118ZM139 88H141V87H139ZM150 88H151V86H150ZM152 88H153V87H152ZM235 88H236V86H235ZM235 88H234V89H235ZM250 88H251V87H250ZM2 89H3V88H2ZM2 89H1V91H2ZM29 89H31V88H29ZM89 89H90V88H89ZM133 89H134V85H133ZM143 89H144V88H142L141 90H143ZM148 89H149V88H148ZM215 89H216V88H215ZM217 89H218V88H217ZM223 89H224V88H223ZM225 89H226V88H225ZM234 89H233V90H234ZM251 89H253V88H251ZM5 90H6V89H5ZM8 90H9V89H8ZM26 90H27V89H26ZM62 90H63V89H62ZM69 90H71L70 92L73 93V92H72V91H73L72 89L69 88ZM74 90H75V89H74ZM84 90H85V89H84ZM90 90H91V89H90ZM126 90H127V88H126ZM128 90H129V89H128ZM134 90H135V89H134ZM136 90H137V89H136ZM149 90H150V89H149ZM233 90H232V92H233ZM240 90H241V89H240ZM249 90H250V89H249ZM260 90H261L262 98H263V97H264V94H263L264 92H263L262 90H264V87H261ZM1 91H0V92H1ZM12 91H13V89H12ZM58 91H59V90H58ZM91 91H93V90H91ZM99 91H100V90H99ZM99 91H98V92H99ZM102 91H103V90H102ZM129 91H131V90H129ZM137 91H138V90H137ZM161 91H162V90H161ZM220 91H221V89H220ZM226 91H227V90H226ZM234 91H235V90H234ZM236 91H237V90H236ZM238 91H239V89H238ZM238 91H237V92H238ZM256 91H257V90H256ZM5 92H6V91H5ZM53 92H54V91H53ZM70 92H69V91H65V94H64V95L67 97V99H69L70 97L73 96V95H71ZM79 92H81V89H79ZM96 92H97V90H96ZM100 92H101V91H100ZM114 92H116V91H114ZM119 92H121V90H120ZM139 92H140V90H139ZM218 92H219V91H218ZM223 92H224V91H223ZM239 92H240V91H239ZM245 92H247V91H245ZM245 92H244V93H245ZM257 92H258V91H257ZM8 93H9V91L7 92V94H8ZM10 93H11V92H10ZM10 93H9L8 95H10ZM12 93H14V92H12ZM74 93H75V92H74ZM82 93L84 94V92H82ZM90 93H91V92H90ZM131 93H132V91H131ZM227 93H228V92H227ZM252 93H253V92H252ZM76 94H77V92H76ZM76 94H75V95H76ZM87 94H89V93H87ZM224 94H225V93H224ZM224 94H223V95H224ZM247 94H248V93H247ZM254 94H255V93H254ZM254 94H253V97H254ZM47 95H48V94H47ZM52 95H53V94H52ZM59 95H60V94H59ZM62 95H63V92H62ZM81 95H82V94H81ZM90 95H92V94H90ZM93 95H94V94H93ZM97 95H98V94H97ZM100 95H101V94H100ZM249 95H250V94H249ZM257 95H258V94H257ZM3 96H4V95H3ZM65 96H61V97H62V98H63V97L65 98ZM103 96H104V95H103ZM198 96H199V95H198ZM217 96H218V94H217ZM9 97H10V96H9ZM81 97H82V96H81ZM131 97H132V96H131ZM153 97H154V96H153ZM155 97H156V96H155ZM219 97H220V96H219ZM221 97H222V96H221ZM221 97H220V99H221ZM245 97H246V96H245ZM2 98L5 99L4 97H2ZM62 98H61L60 100H62ZM77 98H78V97H77ZM86 98H87V96H86ZM102 98H103V97H102ZM161 98H162V97H161ZM161 98H159V99H161ZM217 98H218V97H217ZM254 98H256V97H254ZM258 98H259V97H258ZM262 98H261V101H262ZM7 99H8V96H7L6 100H7ZM9 99H10V100H8V103H9V101L13 103V100L11 101V98H9ZM54 99H55V97H54ZM82 99H83V98H82ZM87 99H88V98H87ZM105 99H106V98H105ZM134 99H136V98H134ZM157 99H158V98H157ZM222 99H223V98H222ZM6 100H5V101H6ZM64 100H65V99H64ZM72 100H73V98H72ZM74 100H75V99H74ZM74 100H73V101H74ZM77 100H78V99H77ZM90 100H91V99H90ZM224 100H225V99H224ZM253 100H255V99H253ZM1 101H2V100H1ZM5 101H4V102H5ZM66 101H67V100H66ZM66 101H63V106H64V102H66ZM263 101H264V100H263ZM35 102H36V101H35ZM43 102H44V101H43ZM57 102H58V101H57ZM60 102H61V101H60ZM80 102H81V101H80ZM86 102H87V101H86ZM88 102H90V101H88ZM92 102L95 103V99H94V101H92ZM97 102H98V101H97ZM97 102H96V103H97ZM230 102H231V101H230ZM237 102H238V101H237ZM246 102H247V101H246ZM259 102H260V101H259ZM2 103H3V101H2ZM8 103H7V104H8ZM39 103H40V102H39ZM49 103H50V102H49ZM61 103H62V102H61ZM67 103H68V102H67ZM73 103H75V102H73ZM98 103H100V102H98ZM98 103H97V104H98ZM137 103H138V102H137ZM9 104H11V103H9ZM43 104H45V103H43ZM71 104H72V102H71ZM76 104H78V103L76 102ZM79 104H80V103H79ZM97 104H96V105H97ZM246 104H247V103H246ZM257 104H258V103H257ZM261 104H262V103H260V104H259V107H257V108H259V109L256 110V111H259V112H260V116H259V115H256V116H259V118L257 117V119L259 120L258 122H259V123H262V124L264 125V108H263V107H264V105H263L264 103H263L262 105H261ZM3 105L5 106V103H4ZM12 105H13V104H12ZM73 105H74V104H73ZM96 105H95V106H96ZM225 105H226V104H225ZM237 105H238V104H237ZM260 105H261V106H260ZM9 106H11V105H9ZM15 106H16V105H15ZM40 106H41V105H40ZM45 106H46V105H45ZM45 106H44V108H45ZM85 106H86V105H85ZM85 106H84V107H85ZM235 106H236V105H235ZM247 106H248V105H247ZM247 106H246V107H247ZM6 107H7V105H6ZM13 107H14V106H13ZM34 107H35V106H34ZM69 107H70V106H69ZM69 107H68V108H69ZM80 107H81V106H79L78 108H80ZM82 107H83V105H82ZM82 107H81V108H82ZM86 107H87V106H86ZM91 107H93V106H90V108H91ZM103 107H104V106H103ZM172 107H174V106H172ZM180 107H181V106H180ZM199 107H200V106H199ZM225 107H226V106H225ZM0 108H2V107H0ZM7 108H8V107H7ZM7 108L4 107V108H2V109L6 112ZM38 108H39V107H38ZM42 108H43V106H42ZM44 108H43V109H44ZM63 108H64V107H63ZM196 108H197V106H196ZM196 108H195V109H196ZM238 108H239V107H237V109H238ZM248 108H249V106H248ZM2 109H1V110H2ZM5 109H6V110H5ZM9 109H10V107H9ZM9 109H8V111H9ZM12 109H13V108H12ZM58 109H60L59 106H58ZM65 109H66V106H65ZM82 109H83V108H82ZM82 109L77 110L76 112H78V111L81 112ZM92 109H93V108H92ZM92 109H91V111H92ZM104 109H105V108H104ZM147 109H149V108H147ZM180 109H181V108H180ZM241 109H242V108H241ZM241 109H240V110H241ZM243 109H244V108H243ZM250 109H252V108H250ZM260 109H261V110H260ZM10 110H11V109H10ZM39 110H40V108H39ZM61 110H62V108H61ZM67 110H68V109H66V111H67ZM71 110H73V108H72ZM71 110H70V111H71ZM75 110H76V109H75ZM75 110H74V111H75ZM235 110H236V109H235ZM244 110H245V109H244ZM253 110H254V109H253ZM12 111H13V110H11L10 113H11ZM19 111H21V110H19ZM58 111H59V110H57V112H58ZM84 111H85V109H84ZM188 111H189V110H188ZM241 111H242V110H241ZM241 111H240L239 113H241ZM247 111H249V110H247ZM250 111H251V110H250ZM256 111H255V112H256ZM33 112H34V111H33ZM36 112H37V109H36ZM41 112H42V111H41ZM253 112H254V111H253ZM10 113H9V114H10ZM24 113H25V112H24ZM37 113H38V112H37ZM44 113H45V111H44ZM55 113H56V112H55ZM55 113H54V116H55ZM61 113H62V111H61ZM67 113H69V111H67ZM72 113L74 114L73 111H72ZM78 113H79V112H78ZM78 113H77V114H78ZM90 113H91V112H90ZM100 113H102V111H101ZM191 113H192V111H191ZM230 113H231V112H230ZM233 113H234V112H233ZM233 113H232V114H233ZM235 113H236V112H235ZM235 113H234V115H235ZM245 113H246V112H245ZM6 114H7V112H6ZM6 114H5V115H6ZM12 114H13V113H12ZM22 114H23V113H22ZM27 114H28V113H27ZM30 114H31V113L29 112L28 115H30ZM47 114H48V112H47ZM47 114H45V116H46ZM49 114H51V113H49ZM58 114H59V113H58ZM63 114H64V113H63ZM70 114H71V113H70ZM81 114H82V112H81ZM81 114L79 113L78 116H80ZM106 114H107V113H106ZM226 114H228V113H226ZM242 114H243V113H242ZM248 114H249V113H248ZM248 114H247V115H248ZM254 114H255V113H254ZM256 114H258V112H257ZM2 115H3V114H2ZM5 115H4V116H5ZM15 115H16V114H15ZM17 115H18V114H17ZM17 115H16V116H17ZM25 115H26V114H25ZM52 115H53V113H52ZM64 115H65V114H64ZM89 115H90V114H89ZM174 115H175V114H174ZM191 115H192V114H191ZM195 115H196V114H195ZM195 115H194V116H195ZM212 115H213V114H212ZM236 115H238V114H236ZM244 115H245V114H244ZM249 115H250V114H249ZM251 115L253 116V113H252ZM251 115H250V117H251ZM22 116H23V115H22ZM42 116H43V115H42ZM45 116H44V117H45ZM56 116H57V115H56ZM67 116H68V115H66V117H67ZM70 116H71V115H70ZM76 116H77V115H76ZM91 116H92V115H91ZM171 116H173V115H171ZM223 116H224V114H223ZM229 116H230V115H229ZM239 116H240V114H239ZM242 116H243V115H242ZM254 116H255V115H254ZM1 117H2V116H1ZM10 117H11V116H10ZM19 117H20V115H19ZM24 117H25V116H24ZM44 117H43V118H44ZM61 117H63V116L61 115ZM83 117H84V116H83ZM98 117H101V116H98ZM174 117H176V116H174ZM174 117H173V118H174ZM180 117H182V116H180ZM220 117H221V114H220L219 118H220ZM3 118H4V117H3ZM17 118H18V117H17ZM21 118H22V117H21ZM29 118H30V117H29ZM57 118H58V117H57ZM59 118H60V117H59ZM63 118H64V117H63ZM63 118H60V120H63ZM70 118H72V117H70ZM70 118H68V120H70ZM79 118H80V117H79ZM91 118H92V121H93L94 118H93V117H91ZM222 118H223V117H222ZM225 118H226V117H225ZM227 118H228V117H227ZM102 119H103V118H102ZM186 119H187V117L184 116V117L181 118L180 122H183V123H184V122H187ZM217 119H218V116H217ZM34 120H35V118H34ZM37 120H39V118H37ZM53 120H55V117H54ZM77 120H78V118H77ZM81 120H82V118H81ZM81 120H80V121H81ZM105 120H106V116H105ZM105 120H104V122H105ZM172 120H173V119H172ZM193 120H194V118H193ZM245 120H246V119H245ZM250 120H251V118H250ZM252 120H253V119H252ZM19 121H20V120H19ZM23 121H24V120H23ZM46 121H47V120H46ZM48 121H49V118H48ZM51 121H52V120H51ZM65 121H66V120H65ZM65 121H64V122H65ZM70 121H71V120H70ZM86 121H87V120H86ZM97 121H99V118H98ZM168 121H169V120H168ZM176 121H177V120H176ZM191 121H192V120H191ZM236 121H237V120H236ZM246 121H247V120H246ZM248 121H249V120H248ZM253 121H254V120H253ZM260 121H261V122H260ZM3 122H5V120H4ZM6 122L8 123L9 121H6ZM6 122H5L4 124H6ZM15 122H16V121H15ZM32 122H33V121H32ZM44 122H45V120H44ZM53 122H54V121H53ZM62 122H63V121H62ZM73 122H74V121H73ZM73 122H72V123H73ZM76 122H77V121H76ZM81 122H83V120H82ZM89 122L91 123V121H89ZM94 122H96V121H94ZM100 122H102V121H100ZM174 122H175V120L173 121V124H174ZM189 122H190V121H189ZM0 123H1V122H0ZM35 123H36V122H35ZM42 123H43V122H42ZM84 123H85V122H84ZM102 123H103V122H102ZM105 123H107V122H105ZM105 123H104V125H105ZM175 123H176V122H175ZM177 123H178V121H177ZM183 123H182V125H183ZM240 123H241V122H240ZM1 124H2V123H1ZM14 124H15V123H14ZM256 124H257V123H256ZM8 125H9V124H8ZM17 125H18V123H17ZM19 125H20V124H19ZM26 125H27V124H26ZM34 125H35V124H34ZM71 125H72V124H71ZM87 125H88V124H87ZM87 125H86V127H87ZM112 125H113V123H112ZM185 125H186V124H185ZM259 125H260V124H259ZM4 126H5V125H4ZM12 126H13V125H12ZM14 126H15V125H14ZM20 126H21V128H23L22 125H20ZM44 126H45V125H44ZM49 126H50V125H49ZM83 126H84V125H83ZM93 126H94V125H93ZM93 126H92V127H93ZM238 126H239V124H238ZM240 126H241V125H240ZM242 126H243V125H242ZM255 126H256V125H255ZM260 126H261V125H260ZM10 127H11V126H10ZM65 127H66V126H65ZM65 127H64V128H65ZM99 127H100V126H99ZM247 127H248V126H247ZM247 127H246V128H247ZM261 127H262V129H260V131L263 130L262 132L264 133V126H261ZM17 128H18V127H17ZM28 128H29V127H28ZM51 128H52V127H51ZM53 128H54V127H53ZM88 128H89V127H88ZM243 128H244V127H243ZM6 129H7V128H6ZM37 129H39V127H38ZM95 129H96V128H95ZM174 129H175V128H173V132H174ZM240 129H241V128H240ZM247 129H248V128H247ZM249 129H250V128H249ZM19 130H20V129H19ZM30 130H31V128H30ZM55 130H56V129H55ZM65 130H66V128H65ZM65 130H64V131H65ZM100 130H101V129H100ZM106 130H107V129H106ZM110 130H111V129H110ZM113 130H114V129H113ZM8 131H9V130H8ZM28 131H29V130H28ZM45 131L48 132L47 130H45ZM45 131H44V132H45ZM56 131L58 132V130H56ZM60 131H61V130H60ZM66 131H68V130H66ZM79 131H80V130H79ZM167 131H168V130H167ZM260 131H259V132H260ZM13 132H14V131H13ZM21 132H22V131H21ZM26 132H27V127H26ZM38 132H39V130H38ZM44 132H43V133H44ZM57 132H56V133H57ZM74 132H75V131H74ZM93 132H95V131H93ZM96 132H97V131H96ZM96 132H95V133H96ZM104 132H105V131H104ZM107 132H108V131H107ZM107 132H106V133H107ZM161 132H162V131H161ZM164 132H165V131H164ZM245 132H246V131H245ZM249 132H250V131H249ZM262 132H260V133H262ZM19 133H20V132H19ZM24 133H25V132H24ZM31 133H32V130H31ZM51 133H52V132H51ZM54 133H55V132H54ZM56 133H55V134H56ZM61 133H62V132H61ZM97 133H98V132H97ZM102 133H103V132H102ZM175 133H176V132H175ZM1 134H2V133H1ZM5 134H6V132H5ZM8 134H9V133H8ZM10 134H11V133H10ZM49 134H50V133H49ZM49 134H48V135H49ZM52 134H53V133H52ZM58 134H59V132H58ZM114 134H115V133H114ZM158 134H159V133H158ZM19 135H20V134H19ZM40 135H41V133H40ZM62 135H63V134H62ZM78 135H79V134H78ZM81 135H82V134H81ZM93 135H94V134H93ZM95 135H96V134H95ZM106 135H107V134H106ZM170 135H171V134H170ZM170 135H169V136H170ZM15 136H16V135H15ZM26 136H27V135H26ZM41 136H42V135H41ZM89 136H90V135H89ZM98 136H99V135H98ZM160 136H163V135H160ZM2 137H3V136H2ZM4 137H5V136H4ZM24 137H25V136H24ZM32 137H33V136H32ZM34 137H35V136H34ZM51 137H52V135H51ZM54 137H55V136H54ZM54 137H53V140L55 141ZM83 137H84V136H83ZM108 137H109V136H108ZM114 137H115V135H114ZM170 137H171V136H170ZM256 137H257V136H256ZM18 138H19V137H18ZM22 138H23V137H22ZM22 138H21V139H22ZM46 138H47V137H46ZM48 138H49V137H48ZM101 138H102V137H101ZM166 138H167V137H166ZM258 138H259V137H258ZM260 138H261V139H260ZM260 138H259V139H260V142H261V141L264 139V136H263V137L260 136ZM262 138H263V139H262ZM4 139H5V138H4ZM31 139H32V138H31ZM36 139H37V137H36ZM73 139H74V138H73ZM94 139H95V138H94ZM102 139H104V138H102ZM115 139H116V138H115ZM256 139H257V138H256ZM259 139H258V140H259ZM2 140H3V139H2ZM13 140H14V139H13ZM33 140H34V139H32V141H33ZM39 140H40V139H39ZM111 140H112V139H111ZM21 141H23V140H21ZM27 141H28V139H27ZM35 141H36V140H35ZM65 141H66V140H65ZM108 141H109V140H108ZM0 142H1V141H0ZM4 142H5V141H4ZM15 142H17V140H16ZM28 142H29V141H28ZM36 142H37V141H36ZM40 142H41V141H40ZM56 142H57V141H56ZM79 142H80V141H79ZM21 143H22V142H21ZM43 143H44V142H43ZM59 144H60V143H59ZM254 144H258V143H254ZM260 144H261V143H259V147H260V148L257 147V148H259V149H257V150L263 151V153H264V143H263V141H262V144H261V145H263V148H261L262 146H261ZM12 145H13V144H12ZM15 145H16V143H15ZM20 145H21V144H20ZM42 145H43V144H42ZM246 145H247V144H246ZM4 146H5V145H4ZM7 146H8V145H7ZM21 146H22V145H21ZM257 146H258V145H257ZM2 147H3V146H2ZM11 147H12V146H11ZM11 147H10V148H11ZM34 147H35V146H34ZM68 147H69V146H68ZM247 147H248V149H249V146H248V145H247ZM3 148H4V147H3ZM22 148H23V147H22ZM61 148H62V147H61ZM94 148H95V146H94ZM245 148H246V146H245ZM12 149H13V148H12ZM31 149H32V148H31ZM33 149H34V148H33ZM59 149H60V148H59ZM59 149H58V150H59ZM252 149H253V148H252ZM3 150H4V149H3ZM18 150H19V149H18ZM22 150H23V149H22ZM56 150H57V149H56ZM255 150H256V148H255ZM20 151H21V149H20ZM30 151H31V150H30ZM32 151H33V150H32ZM36 151H37V150H36ZM52 151H54V150H52ZM229 151H230V150H229ZM236 151H237V149H236ZM4 152H5V150H4ZM9 152H10V151H9ZM67 152H68V151H67ZM93 152H94V151H93ZM95 152H96V151H95ZM240 152H241V151H240ZM245 152L247 153V154H245L246 156L248 155V153H249L250 157H251V155H253V153H252L253 151L251 152V151L249 150V152H248L247 148L245 149V151H244L243 153H245ZM250 152H251V153H250ZM18 153H19V152H18ZM30 153H31V152H30ZM46 153H47V151H46ZM48 153H49V152H48ZM1 154H2V153H1ZM33 154H34V153H33ZM43 154H45V153H43ZM54 154H55V153H54ZM95 154H96V153H95ZM28 155H30V154H28ZM31 155H32V154H31ZM71 155H72V154H71ZM109 155H110V154H109ZM243 155H244V154H242V157H243ZM245 155H244V156H245ZM249 155H248V156H249ZM1 156H2V155H1ZM1 156H0V157H1ZM4 156L7 157L6 154H5ZM4 156H3V158H4ZM16 156H17V154H16ZM16 156H15V157H16ZM246 156H245V157H246ZM253 156H254V155H253ZM22 157H23V156H22ZM30 157H31V156H30ZM3 158L1 157L0 159L3 160ZM45 158H46V157H45ZM111 158H112V157H111ZM29 160H30V159H29ZM29 160H28V161H29ZM111 160H112V159H111ZM34 161H35V160H34ZM88 161H91V160L89 159ZM1 162H2V161H1ZM4 162H5V160H4ZM22 162H23V161H22ZM25 162H26V161H25ZM110 162H111V165H112L113 162H112V161H110ZM261 162H262V163H261ZM261 162H260L261 164L257 165L256 163H258V161H256V162H255V165H257L258 167L262 168V166H264V165H263V164H264V159H263ZM29 163H30V162H29ZM29 163H28V164H29ZM251 164H252V163H251ZM6 165H7V163H6ZM90 165H92V164H90ZM111 165H110V167H112ZM261 165H262V166H261ZM4 166H5V165H4ZM26 166H27V165H26ZM35 166H36V165H35ZM31 167H32V165H31ZM132 167H133V166H132ZM255 167H256V166H255ZM6 168H7V167H6ZM113 168H114V167H113ZM113 168H112V169H113ZM129 168H131V167H129ZM248 168H249V167H248ZM52 169H53V168H52ZM124 169H125V168H124ZM15 170H16V169H15ZM33 170H34V169H33ZM29 171H30V169H29ZM43 172H44V171H43ZM27 173H28V172H27ZM0 174H2V173H0ZM4 174H5V173H4ZM237 174H238V173H237ZM13 176H14V175H13ZM25 176H26V175H25ZM64 176H65V175H64ZM230 176H231V175L225 177L224 179H221V181H220V179H219L220 183H221V182L224 183V184H223V183H222V184L219 183L221 186L223 185V186H222L223 191H224V190L226 191L227 188H228V189L233 188V185H231V187L229 186V184H231V183H230V181H228V180H229V179H230V180L233 179L234 176H231V177H230ZM237 176H238V175H237ZM110 177H111V176H110ZM38 178H39V177H38ZM38 178H37V179H38ZM218 178H220V177H218ZM218 178L215 177V179H213V181H215L214 183H215V184L217 183V185L214 184L216 187L218 186V180H216V179H218ZM26 179H27V178H26ZM241 179H242V178H241ZM38 180H39V179H38ZM41 180H42V179H41ZM104 180H105V178H104ZM108 180H111V178H109ZM112 180H114L113 177H112ZM112 180H111V181H112ZM237 180H238V179H237ZM1 181H2V180H1ZM24 181H25V180H24ZM111 181H110V182H111ZM136 181H137V179L135 180V182H134V181H133V182L136 183ZM233 181H236V179H234ZM21 182H23V181H21ZM228 182H229V183H228ZM238 182H239V181H238ZM5 183H6V182H5ZM39 183H40V182H39ZM111 183H112V182H111ZM111 183H110V184H111ZM113 183H114V181H113ZM208 183H209V182H208ZM232 183H233V182H232ZM235 183H236V182H235ZM235 183H234V184H235ZM211 184H212V183H211ZM225 184L228 185L227 188H226V186H224ZM108 185H109V184H108ZM111 185H112V184H111ZM212 185H213V184H212ZM109 186H110V185H109ZM65 187H66V186H65ZM218 187H219V186H218ZM0 188H1V186H0ZM2 188H3V187H2ZM2 188H1V189H2ZM108 188H109V187H108ZM220 188H221V187H220ZM224 188H225V189H224ZM236 188H237V186H236ZM236 188H233L232 190L230 189V190H231V191L229 190L230 193H228V190H227L226 192L224 191L225 195H229V196H227L228 198H230V199L232 198V200H230V199L228 200L227 197H226V199L224 198V200H225L226 203H227V207H226V209H225V211H224V214L222 215V219H223V220H222V223H223V230H224V231H226V230L228 231L229 228H232V229H233L236 225H239L240 222H242V225L240 224L239 227H238V226H236V227L241 228L242 226L244 227L245 225L248 226L247 224H249V226H250L251 222L253 223V224H251L252 226L255 225V224H254V220H252V219H253V216H254L253 211H252V209H251L250 207H248L249 204H250V201H249V193L247 194L248 197H247V195H246V193H245V197H243V198H244V199H245V198H248V199H245L244 204H243L242 201H243L244 199L242 200L241 198H237V197H239L240 195L238 194L239 192H238V193L236 192V194H237L236 199H238V200L240 201V203H239L238 200H234V199H235L234 196H236V194L234 195V192H235L234 189H236ZM22 190H23V189H22ZM57 191H58V190H57ZM232 191H233V197H231L232 195L230 196V194H232ZM247 191H249V190H247ZM1 192H2V191H1ZM6 193H7V192H5V194H6ZM26 193H27V192H26ZM38 193H39V192H38ZM227 193H228V194H227ZM241 193H242V192H241ZM241 193H240V194H241ZM238 195H239V196H238ZM241 195H242V194H241ZM3 196H4V195H3ZM242 196H244V195H242ZM242 196H240V197H242ZM67 197H68V196H67ZM224 197H225V196H224ZM263 197H264V195H263ZM263 197H262V198H263ZM107 198H108V197H107ZM233 198H234V199H233ZM0 199H1V197H0ZM2 199H3V198H2ZM4 200H5V198H4ZM64 200H65V199H64ZM227 200H228V202H227ZM0 201H1V200H0ZM8 201H9V200H8ZM29 201H30V200H29ZM222 201H223V200H222ZM246 201L249 202V203H247ZM6 202H7V201H6ZM12 202H13V201H12ZM26 202H27V201H26ZM107 202H108V201H105V202L103 203V209H102L101 211H99V213L101 212V214H102V211H103V214L105 213L106 206L109 205V202H108V203H107ZM235 202H238V203H239V206H237V207H240V204H241V207H242V208L240 207L241 210H237V209H240V208H234V209L236 210V211H235V210L232 208V206L235 207L234 205L237 204V203H235ZM245 202H246V203H245ZM262 202H263V203H262V208H261V209L263 210V209H264V206H263V204H264V200H263ZM23 203H24V202H23ZM53 203H54V202H53ZM66 203H67V202H66ZM223 203H225V202H223ZM2 204H3V203H2ZM5 204H6V203H5ZM8 204H9V203H8ZM64 204H65V203H64ZM242 204H243V206H242ZM11 205H12V204H11ZM16 205H17V204H16ZM30 205H31V202H30ZM100 205H101V204H100ZM237 205H238V204H237ZM4 206H5V205H4ZM23 206H24V205H23ZM93 206L95 207V205H93ZM96 206H97V209H98V206H99V205L97 204ZM2 207H3V206H2ZM7 207H8V206H7ZM14 207H15V206H14ZM62 207H63V206H62ZM101 207H102V206H100V208H101ZM15 208H17V207H15ZM24 208H25V206H24ZM1 209H2V208H1ZM1 209H0V210H1ZM3 209H4V207H3ZM3 209H2V210H3ZM7 209H8V208H7ZM18 209H19V208H18ZM69 209H70V208H69ZM93 209L95 210L96 208H93ZM242 209H243V210H242ZM28 210H29V209H28ZM32 210H33V209H32ZM73 210H74V208H73ZM262 210H261V211H262ZM3 211H4V210H3ZM8 211H10V209H9ZM29 211H30V210H29ZM75 211H76V210H75ZM95 211L97 212V210H95ZM238 211H240V213H237L238 215H236V217H234L235 213L238 212ZM241 211L243 212V213H242L243 216L240 215V214H241ZM6 212H7V211H6ZM11 212L13 213L12 210H11ZM16 212H17V210H16ZM72 212H73V211H72ZM72 212H71V213H72ZM76 212H77V211H76ZM2 213H3V212H2ZM7 213H8V212H7ZM7 213H6V215H8ZM21 213H22V212H21ZM97 213H98V212H97ZM14 214H15V213H14ZM23 214H24V213H23ZM68 214H69V213H68ZM72 214H73V213H72ZM76 214H77V213H76ZM1 215H2V214H1ZM10 215H12V214H10ZM263 215H264V212L262 211L261 215H259V216H263ZM3 216H4V215H3ZM237 216H238V217H237ZM241 216H242V217H241ZM12 217H14V216H12ZM12 217H11V218H12ZM2 218H3V217H2ZM7 218H8V217H7ZM7 218H6V220H7ZM236 218H237V219H236ZM260 218H262V217H260ZM8 219H9V218H8ZM17 219H20V218L18 217ZM262 219H264V217H263ZM58 220H59V219H58ZM234 220H235V222H234ZM237 220H238L239 223H237ZM0 221H2V220H0ZM4 221H5V219H4ZM61 221H62V220H61ZM261 221L263 222V220H261ZM233 222H234V225H235V226L233 225ZM262 222H261V223H262ZM235 223H237V224H235ZM0 224H1V223H0ZM2 224H3V223H2ZM2 224H1V225H2ZM3 225H4V224H3ZM3 225H2V226H3ZM232 225H233V226H232ZM2 226H0V227H2ZM246 226H245V227H246ZM249 226H248V228H249ZM236 227H235V228H236ZM250 228H251V226H250ZM232 229H230V231H231V232H232V231L234 232L235 229H233V230H232ZM236 229H237V228H236ZM237 230H238V229H237ZM221 231H222V230H221ZM236 232H237V231H236ZM245 232H247V231H245ZM179 233H180V232H179ZM181 233H182V232H181ZM231 234H232V233H231ZM233 234H234V233H233ZM242 234H243V233H242ZM51 235H52V234H51ZM53 235H54V234H53ZM179 235H180V234H179ZM181 235H182V234H181ZM56 236H57V235H56ZM56 236H53V237H56ZM183 237H184V236H183ZM230 237H231V236H230ZM248 237H249V236H248ZM79 238H81V237H79ZM232 238H233V236H232ZM44 239H45V238H44ZM82 239H83V238H82ZM182 239H183V241H184V238H182ZM224 240H225V239H224ZM224 240H223V241H224ZM226 240H227V238H226ZM230 240H231V239H230ZM76 244H77V243H76ZM82 244H83V243H82ZM218 244H219V243H218ZM233 244H234V243H233ZM223 245L228 246V244H225V243H224V244H222V246H221L222 248H223ZM229 245H231V244L229 243ZM56 246H57V245H56ZM54 247H55V246H54ZM71 247H73V246H71ZM229 247H231V246H229ZM56 248H57V247H55V249H56ZM58 248H59V247H58ZM107 248H108V247H107ZM219 248H220V247H219ZM60 249H61V248H60ZM70 249H71V248H70ZM52 250H53V248L51 249V252H52ZM65 250H66V249H65ZM106 250H107V249H106ZM229 250H230V249H229ZM229 250H228L226 247H225V249H220V250H218V251L214 254V257H215V258L213 259V263H214V264H218V262H220V261H221V262H227V260H228V254H229L230 252H233V251H231V250H230V252H229ZM57 251H58V249H57ZM73 251L75 252L74 249H73ZM63 252H64V250H63ZM74 252H73V253H74ZM228 252H229V253H228ZM236 252H237V251H236ZM56 254H57V253H56ZM230 254H231V253H230ZM233 254H234V253H233ZM235 254H236V253H235ZM69 255H71V254H69ZM53 256H54V254H53ZM57 257H59V256H57ZM121 257H122V256H121ZM124 257H126V256H124ZM229 257L232 258V259L229 258V260H231V262H232L234 256L232 257V255H229ZM54 258H55V256H54ZM237 258H238V257H237ZM115 259L117 260L118 257L115 258ZM119 259H120V257H119ZM122 259H123V258H122ZM112 260H113V259H112ZM235 260H236V259H235ZM69 261H70V260H69ZM57 262H58V261H57ZM72 262H73V261H72ZM72 262H71V264H72ZM122 262H123V261H122ZM201 262H202V261H201ZM234 262H235V261H234ZM234 262H233V263H234ZM260 262H261V261H260ZM260 262H259V263H260ZM69 263H70V262H69ZM207 263H208V262H207ZM210 263H212V262H210ZM228 263H229V262H228ZM59 264H61V262H59ZM64 264H66V263L64 262ZM67 264H68V263H67ZM196 264H198V263H196ZM261 264H262V263H261Z\"/></svg>","mask_w":264,"mask_h":264}]
</instances>
